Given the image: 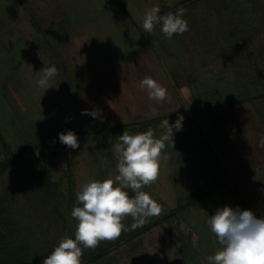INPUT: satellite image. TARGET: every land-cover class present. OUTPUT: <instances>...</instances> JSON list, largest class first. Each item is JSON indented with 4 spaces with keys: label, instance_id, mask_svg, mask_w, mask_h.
<instances>
[{
    "label": "rangeland",
    "instance_id": "obj_1",
    "mask_svg": "<svg viewBox=\"0 0 264 264\" xmlns=\"http://www.w3.org/2000/svg\"><path fill=\"white\" fill-rule=\"evenodd\" d=\"M236 2L73 0L71 16L80 20H64L68 32L88 27L91 33L89 45L79 41L83 51L82 45L75 51L70 33L71 54L62 46L64 32L55 36V26L29 23L25 0H0V162L23 147L0 169V264L6 257L8 264H39L62 238L74 237L76 193L87 179L117 174L119 135L151 128L160 138L161 122L174 123L180 114L174 141H162L157 179L142 189L159 203L160 214L135 229L133 218L124 217L129 230L99 242L116 246L100 257L97 247L83 249L82 264H207L220 247L208 224L218 208L264 216V96L254 97L264 87V0ZM157 5L160 15L185 9L188 30L171 39L159 25L145 32L144 14ZM48 48L71 83L59 91L66 85L57 82L61 67L50 81L49 102L36 109L38 95L25 94L17 96L22 107L11 100L15 84L34 81L33 56ZM146 76L167 89L164 102L141 88ZM7 130L17 131L19 140ZM67 131L77 134L78 148L59 141Z\"/></svg>",
    "mask_w": 264,
    "mask_h": 264
},
{
    "label": "clouds",
    "instance_id": "obj_2",
    "mask_svg": "<svg viewBox=\"0 0 264 264\" xmlns=\"http://www.w3.org/2000/svg\"><path fill=\"white\" fill-rule=\"evenodd\" d=\"M185 9L179 8L175 13L160 15L159 6H153L144 14L142 27L151 32L159 25L161 32L169 39L188 30L183 18ZM57 74L56 67H44L37 85L45 91L52 86L50 81ZM142 89L146 88L148 98L164 102L167 89L156 79L146 76L140 81ZM83 114L97 116V112ZM184 116L178 115L174 123L169 119L161 123L165 134L155 138L153 130L129 134L124 131L114 145L117 156V174L104 180L87 179L76 193L81 206H74L71 216L78 223L74 237L62 238L51 253L43 259L42 264H82L83 249L95 248L99 242L114 240L128 227L122 219L131 216L135 221L131 228L143 225L148 217L158 216L161 212L159 203L143 191L157 179L161 151L165 148L162 141L173 140L174 131H180ZM59 141L71 149L79 147L74 131L61 132ZM174 141V140H173ZM129 189L134 195L129 194ZM208 224L215 234L220 247L207 256V264H264V216H257L252 209L225 205L210 216Z\"/></svg>",
    "mask_w": 264,
    "mask_h": 264
},
{
    "label": "crops",
    "instance_id": "obj_3",
    "mask_svg": "<svg viewBox=\"0 0 264 264\" xmlns=\"http://www.w3.org/2000/svg\"><path fill=\"white\" fill-rule=\"evenodd\" d=\"M25 3H26V8L24 9V11L27 10V18L29 19V23L34 26V23H35L34 20L35 21L37 20V21L42 22L41 24L45 28H48V27L50 28L52 26H55L53 35L62 36L60 34L64 32L63 36H62L63 37L62 40L64 41V43L62 41L61 45L63 43L62 46H63L64 50H66V49L70 50L67 47L68 46L67 41L70 40L69 35L74 30H72L71 32H68V30H67L68 25H67V23L64 22V20H71L70 21L71 25L76 24L77 22L79 23V20H80V18L75 19L71 16V9H70L69 4L73 3V0H25ZM102 20L104 23L107 22V20H105L104 18ZM117 30H119V29H117ZM66 31L68 34H66ZM90 33L91 32L88 29V27H85V28L80 29V30H76L75 34L71 33V37H72L71 39L76 44V50L75 51H77V49L79 50V47L81 45H82V49H80V51H83V48H85V46L83 44H80L79 41L85 43L86 46L90 44V42L88 41V37H89ZM93 33H94L95 37L94 38L92 37V39H91L92 42L94 44L99 43V41H100V38L98 36L99 33H96L95 30L92 32V34ZM72 44H73V42H72ZM34 47L36 49V48L42 47V46L38 43ZM49 49L50 48H48L47 50L44 49V50H42V51H44V53L41 54V52H39V54H35L33 56L34 58H36V60L34 59L35 64L31 63L30 65H31L32 69H35V70L39 69L38 71H35L33 74H31L32 79L34 81H27V82L22 83V84L21 83L15 84L16 90L13 89L14 93L11 96V100H14L15 103L18 102L22 107H24V106L19 102L18 97H21V100H22V98H25V94H27L28 98H30V97L33 98L34 95H38L35 99L36 102L34 103V108H36V109L39 108V104H41V103L46 104L47 102H49L50 97L51 98L53 97V95L50 93L49 89L46 91L43 88L38 89L39 90L38 92H40L43 96H41V94H39V93L35 94V91H34V90H36L35 84H37V80L42 76L43 71H44V67L54 65L57 69V74L60 75L61 72L64 73V74L60 75L59 79L56 77V76H58L57 74L52 78V81H54V83H55V79L56 80L58 79L57 82L60 81V82H63L66 84L64 86H60L61 89L60 90L58 89L59 91L64 92L65 87H67V85L69 86V84L71 83L70 78L66 74V70L64 68V65L60 64L56 55ZM55 50H57V49H55ZM75 51L71 49L70 53L72 54V52H75ZM79 63L82 64V62H79ZM20 67H21V65H20ZM61 67H63V68H61ZM60 68L62 69L61 72H60V70H61ZM19 70H21V69L19 68ZM22 76H23V74H22ZM52 86L53 87H51V89L54 88V85H52ZM32 92H34V93H32ZM15 103H14V105H15ZM45 104H44V106H45ZM31 125L29 123V126H27V129H31ZM7 131L15 132L16 138H14V139L19 140L18 135H17V131H15V130H7ZM30 143H31V141H30Z\"/></svg>",
    "mask_w": 264,
    "mask_h": 264
},
{
    "label": "trees",
    "instance_id": "obj_4",
    "mask_svg": "<svg viewBox=\"0 0 264 264\" xmlns=\"http://www.w3.org/2000/svg\"><path fill=\"white\" fill-rule=\"evenodd\" d=\"M237 0H234V4H237L238 5V3L236 2ZM241 12V11H240ZM243 15V14H242ZM263 87V86H262ZM264 96V87L262 88V91L261 92H258V93H256L255 94V96L254 97H258V98H260V97H263ZM40 142V141H39ZM29 144V143H28ZM30 144H32V142L30 143ZM26 145V144H25ZM25 147V146H24ZM22 148L23 147H21L18 151H16V152H12V154H11V156H10V158L9 159H7V160H5V161H3V162H0V169H3V168H5V167H7L9 164H10V162H12L20 153V151L22 150ZM162 220H164V217L163 218H161L159 221H162ZM159 221H157V222H155L153 225H155V224H157ZM150 227H152V225L151 226H148V227H146L145 228V230H147L148 228H150ZM118 244H120V242H117V245ZM116 246V244H111V245H109V246H105V245H99L98 244V246H97V249H98V252H97V254H96V256L97 257H100V256H103V255H105L108 251H110L113 247H115ZM4 260L7 262V264L8 263H10V257L9 258H7L6 257V259L4 258ZM42 257H39V259L37 260V262H39V264H42ZM13 263L14 264H16V260H14L13 259ZM19 264H21L20 262H18Z\"/></svg>",
    "mask_w": 264,
    "mask_h": 264
}]
</instances>
